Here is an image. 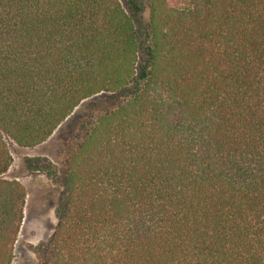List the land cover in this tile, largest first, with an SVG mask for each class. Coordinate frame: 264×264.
<instances>
[{
    "label": "trees",
    "instance_id": "1",
    "mask_svg": "<svg viewBox=\"0 0 264 264\" xmlns=\"http://www.w3.org/2000/svg\"><path fill=\"white\" fill-rule=\"evenodd\" d=\"M86 101L37 264H264V0H0V264Z\"/></svg>",
    "mask_w": 264,
    "mask_h": 264
},
{
    "label": "rangeland",
    "instance_id": "2",
    "mask_svg": "<svg viewBox=\"0 0 264 264\" xmlns=\"http://www.w3.org/2000/svg\"><path fill=\"white\" fill-rule=\"evenodd\" d=\"M143 16L146 14L144 13ZM82 105L66 121L64 127L55 132L45 143L23 148L8 142L12 164L5 178L19 181L27 191L24 219L14 245L11 264H37L33 248L50 237L56 223L54 211L60 195V188L54 187L43 173L25 167V159L47 158L54 165L60 166L67 147L75 141L76 117L88 106L87 101Z\"/></svg>",
    "mask_w": 264,
    "mask_h": 264
}]
</instances>
